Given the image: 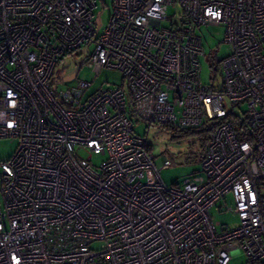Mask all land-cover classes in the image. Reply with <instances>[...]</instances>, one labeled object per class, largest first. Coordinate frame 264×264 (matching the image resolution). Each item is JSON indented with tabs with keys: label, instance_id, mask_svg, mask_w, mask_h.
I'll return each mask as SVG.
<instances>
[{
	"label": "built area",
	"instance_id": "built-area-1",
	"mask_svg": "<svg viewBox=\"0 0 264 264\" xmlns=\"http://www.w3.org/2000/svg\"><path fill=\"white\" fill-rule=\"evenodd\" d=\"M101 2L104 25L97 0H0V138L17 139L0 161V264H264V0ZM173 3L181 18L163 25ZM202 24L225 26L220 85L201 80ZM77 51L92 79L57 90V62ZM104 68L123 83L85 95ZM129 115L220 123L200 169L167 186L170 161L155 166ZM228 193L239 223L218 230L209 210Z\"/></svg>",
	"mask_w": 264,
	"mask_h": 264
},
{
	"label": "rangeland",
	"instance_id": "rangeland-1",
	"mask_svg": "<svg viewBox=\"0 0 264 264\" xmlns=\"http://www.w3.org/2000/svg\"><path fill=\"white\" fill-rule=\"evenodd\" d=\"M95 23H106L109 9L102 7L101 0H97L95 9ZM181 8L177 3L169 4L167 15L169 18L163 21V25H169L170 19L179 20ZM194 31L201 37L204 49L200 56V76L204 84L220 85L222 79L218 65L219 60L229 54V44L224 41L225 26L223 24H202L194 27ZM86 53L77 51L59 60L55 66L51 79L52 86L57 90L77 86L81 80H91L93 72L86 62ZM123 83L119 71L104 68L94 79L85 95H89L97 89L113 87ZM242 109H244L242 107ZM236 112L239 110L236 109ZM130 116V115H129ZM133 130L139 135H146L151 151L155 156L154 164L160 167L164 160H169L170 165L162 166L160 178L167 185L180 184L183 179L196 173L200 169L198 157L205 153V148L200 145L196 136H175L173 131L163 126L147 127L142 121L130 116ZM17 139L11 137L0 138V161L9 158L15 151ZM86 156V155H85ZM102 156L93 154L92 164H98ZM234 203L231 193L221 198L209 210L211 219L216 228H229L239 223L238 215L232 210ZM229 264H251L242 252H235Z\"/></svg>",
	"mask_w": 264,
	"mask_h": 264
},
{
	"label": "trees",
	"instance_id": "trees-1",
	"mask_svg": "<svg viewBox=\"0 0 264 264\" xmlns=\"http://www.w3.org/2000/svg\"><path fill=\"white\" fill-rule=\"evenodd\" d=\"M226 118L232 122V125L234 126L238 138L240 139L244 138L245 137V133L243 129L244 119L240 117V115L234 114L231 111L228 113V116ZM218 123H220V121H216L215 119H209L201 127L198 128H172V127H166V128L171 129L175 136H181V135L196 136L200 141V145L206 150L211 134L216 128ZM203 155L204 153L198 157L200 161ZM258 185L259 186L262 185V188H264V181H258Z\"/></svg>",
	"mask_w": 264,
	"mask_h": 264
}]
</instances>
